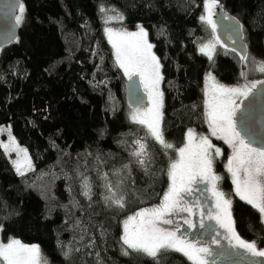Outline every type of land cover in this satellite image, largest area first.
<instances>
[{
	"label": "trees",
	"instance_id": "trees-1",
	"mask_svg": "<svg viewBox=\"0 0 264 264\" xmlns=\"http://www.w3.org/2000/svg\"><path fill=\"white\" fill-rule=\"evenodd\" d=\"M21 3L18 38L0 48V126L10 125L33 166L20 174L0 140L2 237L38 244L45 264H195L170 248L130 246L123 223L162 202L187 132L207 131V73L226 84L264 79V0ZM219 5L240 21L246 56L224 42L215 20L213 31L203 19ZM138 25L161 65L163 143L130 120L127 78L106 36V28ZM212 41V55L200 51ZM219 134L215 160L226 161ZM234 155L235 146L231 162ZM221 175L237 232L264 245L263 213L234 189L228 172Z\"/></svg>",
	"mask_w": 264,
	"mask_h": 264
},
{
	"label": "rangeland",
	"instance_id": "rangeland-1",
	"mask_svg": "<svg viewBox=\"0 0 264 264\" xmlns=\"http://www.w3.org/2000/svg\"><path fill=\"white\" fill-rule=\"evenodd\" d=\"M215 9L211 6L209 16L204 12L203 18L213 31ZM22 14L21 7L17 21ZM106 36L126 78L139 76L148 95L146 104L130 108V120L143 125L153 138L163 143L162 70L146 28L143 25L132 30L106 28ZM213 42L216 43L201 45L200 51L212 55L216 46ZM259 81L243 77L240 83L226 84L211 71L207 73L205 102L211 123L205 132H187L173 161L169 190L162 202L141 208L126 218L123 223L126 243L147 253L161 248L177 250L195 264H264V245L242 238L235 228L231 218L232 197L223 187L221 175L228 172L234 189L240 188V196L264 217V150L249 145L235 124L241 101ZM221 132L224 133L221 143L229 147L226 161L215 160L222 154L215 144ZM0 140L15 169L20 174L27 173L33 160L10 125L0 126ZM37 245L17 238L4 239L0 226V256L6 264H45Z\"/></svg>",
	"mask_w": 264,
	"mask_h": 264
},
{
	"label": "water",
	"instance_id": "water-1",
	"mask_svg": "<svg viewBox=\"0 0 264 264\" xmlns=\"http://www.w3.org/2000/svg\"><path fill=\"white\" fill-rule=\"evenodd\" d=\"M21 7V0H0V48L17 40L20 28L17 15ZM214 20L224 42L240 55L246 56L247 44L240 21L233 16H226L221 5L216 8ZM126 96L131 108L147 103L148 95L139 76L127 79ZM235 124L240 135L251 146L264 150V79L242 100L235 114Z\"/></svg>",
	"mask_w": 264,
	"mask_h": 264
},
{
	"label": "flooded vegetation",
	"instance_id": "flooded-vegetation-1",
	"mask_svg": "<svg viewBox=\"0 0 264 264\" xmlns=\"http://www.w3.org/2000/svg\"><path fill=\"white\" fill-rule=\"evenodd\" d=\"M239 107H240V105H239ZM239 107H238V109H239ZM238 109H237V110H238Z\"/></svg>",
	"mask_w": 264,
	"mask_h": 264
},
{
	"label": "clouds",
	"instance_id": "clouds-1",
	"mask_svg": "<svg viewBox=\"0 0 264 264\" xmlns=\"http://www.w3.org/2000/svg\"><path fill=\"white\" fill-rule=\"evenodd\" d=\"M250 145V144H249Z\"/></svg>",
	"mask_w": 264,
	"mask_h": 264
}]
</instances>
